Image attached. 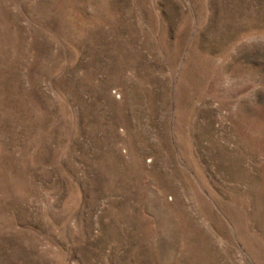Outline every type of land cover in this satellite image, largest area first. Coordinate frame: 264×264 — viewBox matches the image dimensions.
I'll return each instance as SVG.
<instances>
[{"label": "rangeland", "instance_id": "obj_1", "mask_svg": "<svg viewBox=\"0 0 264 264\" xmlns=\"http://www.w3.org/2000/svg\"><path fill=\"white\" fill-rule=\"evenodd\" d=\"M0 264H264V0H0Z\"/></svg>", "mask_w": 264, "mask_h": 264}]
</instances>
